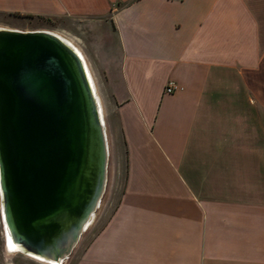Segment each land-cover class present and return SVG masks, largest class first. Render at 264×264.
Instances as JSON below:
<instances>
[{
	"label": "crops",
	"instance_id": "crops-1",
	"mask_svg": "<svg viewBox=\"0 0 264 264\" xmlns=\"http://www.w3.org/2000/svg\"><path fill=\"white\" fill-rule=\"evenodd\" d=\"M0 14L60 18L107 77L124 178L72 264H264V0H0Z\"/></svg>",
	"mask_w": 264,
	"mask_h": 264
},
{
	"label": "water",
	"instance_id": "water-1",
	"mask_svg": "<svg viewBox=\"0 0 264 264\" xmlns=\"http://www.w3.org/2000/svg\"><path fill=\"white\" fill-rule=\"evenodd\" d=\"M107 166L79 52L49 30L0 28V212L12 239L63 260L98 205Z\"/></svg>",
	"mask_w": 264,
	"mask_h": 264
},
{
	"label": "rangeland",
	"instance_id": "rangeland-1",
	"mask_svg": "<svg viewBox=\"0 0 264 264\" xmlns=\"http://www.w3.org/2000/svg\"><path fill=\"white\" fill-rule=\"evenodd\" d=\"M20 27V28H49L62 39L72 41L75 49L79 52L84 60L90 83L93 87V91L96 95L101 120L104 125L107 145H108V166H107V180L105 189L98 202L96 209L93 211L90 219L85 224L76 244L74 245L71 252L62 260L55 261L53 259H45L42 256L33 254L32 252L27 253L22 249L21 246H16L9 250L5 236H4V224L0 222V239L3 244L0 246V251L5 252L4 262L5 264H72L79 251L85 246L93 234L98 228L104 223L112 210L119 189L122 187L124 178V154L123 150L117 146V136L114 127L113 116L110 113V100H109V86L108 81L103 69L99 66V61L96 59L95 53L85 50V47L81 45L80 41L74 37H71L61 29V19L57 17H33V18H22L13 15L0 14V28L8 27ZM77 46H81L84 50V54L80 51ZM89 66H88V64ZM90 67V69H89ZM91 70V71H90ZM1 202V197H0ZM2 218H0L1 221ZM9 258V259H8Z\"/></svg>",
	"mask_w": 264,
	"mask_h": 264
},
{
	"label": "bare ground",
	"instance_id": "bare-ground-1",
	"mask_svg": "<svg viewBox=\"0 0 264 264\" xmlns=\"http://www.w3.org/2000/svg\"><path fill=\"white\" fill-rule=\"evenodd\" d=\"M4 236H5L9 250L12 251V249L16 246L17 243L12 239L10 232H9V230L5 224H4ZM45 259H47V258H45ZM47 260H49V259H47Z\"/></svg>",
	"mask_w": 264,
	"mask_h": 264
},
{
	"label": "built area",
	"instance_id": "built-area-1",
	"mask_svg": "<svg viewBox=\"0 0 264 264\" xmlns=\"http://www.w3.org/2000/svg\"><path fill=\"white\" fill-rule=\"evenodd\" d=\"M175 89H176V85L172 81L167 82L165 87H164V90L167 91V92L174 91Z\"/></svg>",
	"mask_w": 264,
	"mask_h": 264
},
{
	"label": "snow or ice",
	"instance_id": "snow-or-ice-1",
	"mask_svg": "<svg viewBox=\"0 0 264 264\" xmlns=\"http://www.w3.org/2000/svg\"><path fill=\"white\" fill-rule=\"evenodd\" d=\"M2 195H3V194H2V193H0V197H2Z\"/></svg>",
	"mask_w": 264,
	"mask_h": 264
}]
</instances>
